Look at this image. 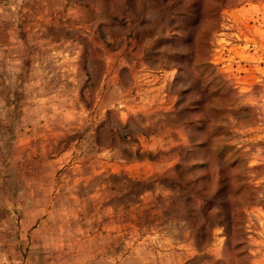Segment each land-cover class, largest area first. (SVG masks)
Listing matches in <instances>:
<instances>
[{
	"label": "rangeland",
	"instance_id": "374dc122",
	"mask_svg": "<svg viewBox=\"0 0 264 264\" xmlns=\"http://www.w3.org/2000/svg\"><path fill=\"white\" fill-rule=\"evenodd\" d=\"M0 264H264V0H0Z\"/></svg>",
	"mask_w": 264,
	"mask_h": 264
}]
</instances>
